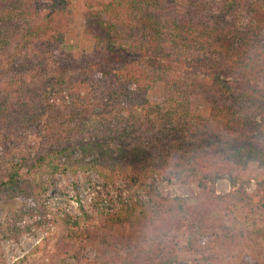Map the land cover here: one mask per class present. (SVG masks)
<instances>
[{"label": "trees", "instance_id": "1", "mask_svg": "<svg viewBox=\"0 0 264 264\" xmlns=\"http://www.w3.org/2000/svg\"><path fill=\"white\" fill-rule=\"evenodd\" d=\"M72 7L85 20L78 59L65 37ZM263 125L264 0H0V197L23 190L14 132L27 129L42 140L35 163L54 173L105 176L107 162L132 175L185 172L213 211L264 209V181L248 193L244 178L249 164L264 166ZM53 139L60 149L47 146ZM223 175L230 191L217 194ZM34 185L30 202L45 215L53 207ZM129 207L118 209L142 210L131 220L105 215L101 228L156 236L173 212L198 234L181 206L140 198ZM63 215L66 237L85 240L92 217Z\"/></svg>", "mask_w": 264, "mask_h": 264}, {"label": "rangeland", "instance_id": "2", "mask_svg": "<svg viewBox=\"0 0 264 264\" xmlns=\"http://www.w3.org/2000/svg\"><path fill=\"white\" fill-rule=\"evenodd\" d=\"M84 22L81 11L72 7L70 28L65 37L68 49L76 59L80 54L78 41ZM48 117H43V120ZM83 135L88 137L90 132ZM56 139L47 146L60 149L63 140ZM14 141L21 145L20 152L25 156L26 164L19 172L23 190L18 193L21 194L3 193L0 197V264H154L155 259L163 257L175 258L171 264H256L255 259L264 264V209L261 206L258 209L235 208L226 213L213 211L197 188L195 179L185 172L177 176L167 173L150 176L146 172L132 175L126 173L125 165L107 162L108 174L105 176L94 170L80 169L73 173H54L35 163L43 149L36 131L26 129L20 132L19 129L18 133L14 132ZM2 150L0 147V167ZM78 155H73V162H78ZM172 158L176 159V154H172ZM16 160H19V156ZM244 178L250 180L247 192L252 193L255 182L264 181V166L256 162L249 164ZM34 181L45 188L44 199L53 207L45 215L36 213V208L30 202V197L38 201L33 192ZM118 181L125 184L128 200H132V203L140 198L145 202L150 200L151 204L164 205L166 211L169 207L176 211L181 206L188 217L195 220L199 227L198 234L188 236L189 223L174 216L173 212L167 215L156 236L141 231L136 232V236L130 234L124 237L117 231L101 228L105 215L115 212L131 220L142 210L138 207L120 213L116 208L105 214L97 210L93 204H97V199H90L91 193L96 192V182L107 187ZM150 188H154L155 192L148 194ZM214 188L217 194L228 193L230 186L226 176H221ZM71 193L77 199H82L83 204L74 207L69 199ZM66 213L80 219L81 223L84 216L92 217L90 232L85 240L66 237L62 218ZM56 215L58 217L55 218ZM38 222L40 225H37ZM160 237L165 242H161ZM223 244V249H220Z\"/></svg>", "mask_w": 264, "mask_h": 264}, {"label": "built area", "instance_id": "3", "mask_svg": "<svg viewBox=\"0 0 264 264\" xmlns=\"http://www.w3.org/2000/svg\"><path fill=\"white\" fill-rule=\"evenodd\" d=\"M96 192L91 193V198H96L98 201V207L104 210V214L111 211V209L119 208V206L123 203V205L131 206V201L128 200L130 198L127 197L128 189L125 187V184L121 181L113 183V185H107V187L99 182H96ZM105 191L107 195H105ZM70 203L74 207H78L83 204L82 199H77L75 196L69 194ZM89 199V200H90ZM135 201V199L133 200Z\"/></svg>", "mask_w": 264, "mask_h": 264}]
</instances>
